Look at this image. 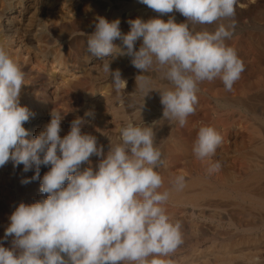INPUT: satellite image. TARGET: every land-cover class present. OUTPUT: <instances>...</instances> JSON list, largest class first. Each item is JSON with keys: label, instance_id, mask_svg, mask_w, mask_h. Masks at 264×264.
<instances>
[{"label": "bare ground", "instance_id": "bare-ground-1", "mask_svg": "<svg viewBox=\"0 0 264 264\" xmlns=\"http://www.w3.org/2000/svg\"><path fill=\"white\" fill-rule=\"evenodd\" d=\"M97 17L119 19L123 33L136 18L187 22L175 10L161 16L138 0H0V47L25 72L19 102L34 113L23 125L29 133L26 139L36 138L53 110L64 115L61 138L73 119L84 117L82 133L94 135L105 155L127 122L152 126L165 161L158 169L163 177L160 191L172 189L177 175L186 178L183 190L173 189L164 205L180 223L183 243L160 258L165 264H264V0H237L234 18L196 26L214 31L234 23V34L225 43L235 49L245 70L231 91L219 78L201 83L196 111L184 127L162 120L157 90L168 87L162 70L154 67L142 74L129 56L87 53V36L95 31ZM113 43L123 47L119 39ZM141 43L136 42V50ZM104 59H111V69H119L126 81L119 93L102 69ZM140 74L150 78L153 91L137 87ZM89 111L94 115L86 117ZM202 126L213 127L223 137L215 154L204 160L192 151ZM99 159L90 157L94 169ZM217 161L221 168L209 174ZM23 168L14 167L11 160L0 167V243L7 248L12 247V237L5 238V229L16 207L46 198L39 180L21 183L35 174L34 168ZM49 168L41 166V178Z\"/></svg>", "mask_w": 264, "mask_h": 264}, {"label": "clouds", "instance_id": "clouds-1", "mask_svg": "<svg viewBox=\"0 0 264 264\" xmlns=\"http://www.w3.org/2000/svg\"><path fill=\"white\" fill-rule=\"evenodd\" d=\"M138 2L161 16L175 10L187 22L176 23L174 17L167 21L136 18L128 21L130 30L123 33L119 19L97 17L95 31L87 36L86 51L102 58L129 56L142 74L154 67L162 70L168 83L157 90L162 120L184 127L187 117L196 111L201 83L219 78L231 91L245 70L235 49L225 43L234 34V23L221 24L214 31L196 27L234 18L237 0ZM117 39L123 47L113 43ZM138 40L142 43L136 50ZM111 62L104 59L101 66L119 93L126 81L119 69H111ZM25 78L21 66L0 47V167L11 160L14 167L22 164L25 172L34 168V176L21 183L39 180V191L46 194L32 204L21 202L10 215L5 238L12 237V247L0 243V264H165L160 257L175 252L183 239L180 223L173 221L164 205L173 189L183 190L186 178L177 175L172 189L160 191L163 177L158 169L165 161L156 146L153 127L127 122L120 129L118 142L110 141L105 155L94 135L82 133L84 117L73 119L70 131L61 138L64 115L53 110L50 122L35 139L28 140L23 125L34 113L19 102ZM136 81L137 87L148 93L154 90L147 75H138ZM93 115L85 113L86 117ZM222 141L213 127L202 126L193 154L204 160L215 154ZM92 156L100 158L95 169ZM84 164L88 166L82 167ZM41 166H50L42 178ZM220 168L217 161L209 174Z\"/></svg>", "mask_w": 264, "mask_h": 264}, {"label": "rangeland", "instance_id": "rangeland-1", "mask_svg": "<svg viewBox=\"0 0 264 264\" xmlns=\"http://www.w3.org/2000/svg\"><path fill=\"white\" fill-rule=\"evenodd\" d=\"M149 259H151V257H149Z\"/></svg>", "mask_w": 264, "mask_h": 264}]
</instances>
